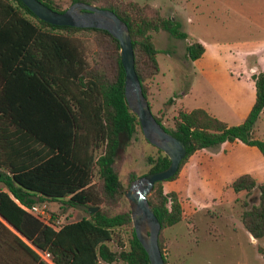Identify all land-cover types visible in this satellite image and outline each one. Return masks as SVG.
Here are the masks:
<instances>
[{
  "label": "trees",
  "instance_id": "obj_1",
  "mask_svg": "<svg viewBox=\"0 0 264 264\" xmlns=\"http://www.w3.org/2000/svg\"><path fill=\"white\" fill-rule=\"evenodd\" d=\"M39 1L59 12L76 1L114 11L128 26L134 68L151 109L148 80L159 73L152 32L187 39L177 20L133 1L69 0L67 7L57 0ZM186 49L193 60L205 51L197 40ZM252 80L254 103L236 125L203 108L178 111L170 125L152 112L187 150L178 171L155 182L147 195L161 225L158 243L165 264L162 232L183 218V210L177 194L165 192L163 183L175 179L196 151L225 141L257 146L264 156V140L253 136L264 113V70L254 72ZM124 86L119 42L108 31L50 24L21 0H0V264H49L35 249L49 252L53 264H151L114 168L118 155L141 131ZM157 150L147 156V173L170 163ZM231 187L246 195L258 190L257 204L249 208L243 201L240 220L254 239L264 237V182L245 173ZM52 201L63 210L83 206L85 215L75 220L67 216L55 228L21 207Z\"/></svg>",
  "mask_w": 264,
  "mask_h": 264
},
{
  "label": "rangeland",
  "instance_id": "obj_2",
  "mask_svg": "<svg viewBox=\"0 0 264 264\" xmlns=\"http://www.w3.org/2000/svg\"><path fill=\"white\" fill-rule=\"evenodd\" d=\"M57 1L62 7L69 4V0ZM117 1L152 6L163 17L177 20L188 34L187 39H177L162 30L152 32L158 49L159 73L148 80L149 101L151 111L166 125L171 124L178 111L194 108H203L228 125L239 124L246 118L255 100L252 74L264 70V0ZM196 40L204 45L205 52L193 60L187 55L186 46ZM254 129L253 136L264 140V113ZM157 153V147L141 131L135 134L114 163L125 188L131 182L130 176L147 173V156ZM196 159L194 179L199 187L197 193L203 196L202 211L196 221L199 230L188 234L181 229L182 224L174 228L178 229L175 237L181 248L191 250L187 263L264 264V237L253 243L243 228L236 227L244 209L243 201H248V207L249 203L257 204L259 192L254 190L246 195L230 187L244 173L264 182V156L260 149L241 141H225L195 152L189 161L193 164ZM203 183L208 185L207 190ZM163 184L168 187V181ZM126 202L129 206L127 199ZM46 203L51 213L65 219L69 216L68 220L85 215L83 206L63 210L56 201ZM215 210H221L230 227L213 230L214 226L219 227L214 218L219 212L216 214ZM189 237L190 244H186ZM195 237L197 241L193 240Z\"/></svg>",
  "mask_w": 264,
  "mask_h": 264
},
{
  "label": "water",
  "instance_id": "obj_3",
  "mask_svg": "<svg viewBox=\"0 0 264 264\" xmlns=\"http://www.w3.org/2000/svg\"><path fill=\"white\" fill-rule=\"evenodd\" d=\"M39 19L50 24L79 28H99L108 31L119 42L120 59L125 71L124 93L129 109L138 117L144 138L161 149L170 159L162 170L133 179L124 189L130 207L132 225L151 264H165L158 238L161 225L149 204L147 195L155 182L172 177L186 156V146L168 133L155 119L134 68V52L127 24L112 10L93 3L76 1L64 11H56L39 0H21ZM250 202V201H249ZM251 203H249V208ZM95 209H90L92 212ZM254 240V238H252Z\"/></svg>",
  "mask_w": 264,
  "mask_h": 264
},
{
  "label": "crops",
  "instance_id": "obj_4",
  "mask_svg": "<svg viewBox=\"0 0 264 264\" xmlns=\"http://www.w3.org/2000/svg\"><path fill=\"white\" fill-rule=\"evenodd\" d=\"M197 158H199V156ZM197 160L198 159H196V162L194 161V163L192 164L188 159L187 162L182 167L178 176L175 179L168 181V187L167 188L164 187L163 184L165 192L173 191L177 194L178 200L181 203L183 210V218L173 226L163 230V240L167 248L165 254L167 257L168 264H188L186 258L190 254L189 251H191L188 250V248H185L186 250H184L183 247L181 248L179 240L175 237L178 231V229H174L175 226L182 224L181 229H183V231L188 234L190 233L195 234L196 231L199 230L196 221L198 219L199 212L202 211L201 204L203 203V196L197 193L199 187L198 184H195V179H194V169H195L194 165L195 163L196 164L198 163ZM231 183H230V187H231ZM203 184L206 185V183ZM208 188H209L208 185H206L205 190H207ZM206 209H208L210 212L209 208ZM220 211L215 210L216 214L219 212L217 215L214 216V218L218 221L217 223L219 226L218 228L216 226L213 227V230L215 231H218V229L228 228V226L230 227L231 225L229 221H227L225 217H223V213ZM237 220L238 221H236L237 222L236 227L243 228V230L249 235V237L253 238L251 234L244 228L239 217ZM190 239H191L190 237L185 239L186 244L187 243L190 244ZM193 240L197 241V237L193 238ZM255 240L256 239L254 240L252 239L253 243ZM208 263H210V261H208Z\"/></svg>",
  "mask_w": 264,
  "mask_h": 264
},
{
  "label": "built area",
  "instance_id": "obj_5",
  "mask_svg": "<svg viewBox=\"0 0 264 264\" xmlns=\"http://www.w3.org/2000/svg\"><path fill=\"white\" fill-rule=\"evenodd\" d=\"M21 207L37 216L43 224L58 228L62 225L64 218L58 214H53L50 212L46 202L34 203L30 206L21 205ZM39 256L49 264H53L51 255L47 251H41L35 249ZM165 253V251H164Z\"/></svg>",
  "mask_w": 264,
  "mask_h": 264
}]
</instances>
